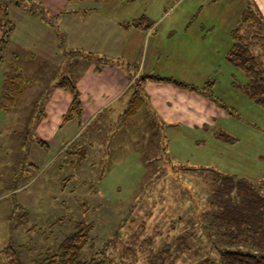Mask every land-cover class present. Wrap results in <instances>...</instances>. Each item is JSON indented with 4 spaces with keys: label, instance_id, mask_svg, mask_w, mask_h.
I'll use <instances>...</instances> for the list:
<instances>
[{
    "label": "rangeland",
    "instance_id": "obj_1",
    "mask_svg": "<svg viewBox=\"0 0 264 264\" xmlns=\"http://www.w3.org/2000/svg\"><path fill=\"white\" fill-rule=\"evenodd\" d=\"M71 1L106 2L110 13L137 27L131 72L208 87L205 108L214 110L167 127L149 108L121 122L126 106L119 102L60 153L50 141L45 151L33 141L44 89L59 69L10 43L0 63V264L8 263L1 253L8 246L24 264L35 263L79 224L91 225L85 256L104 253L110 264L218 259L219 237L204 226L217 211L214 174L264 178V109L237 87L247 79L227 60L231 32L252 0ZM47 2L26 6L51 15ZM24 60L34 75H24ZM17 74L20 91H8L7 78ZM134 125L139 131L126 136Z\"/></svg>",
    "mask_w": 264,
    "mask_h": 264
},
{
    "label": "crops",
    "instance_id": "obj_2",
    "mask_svg": "<svg viewBox=\"0 0 264 264\" xmlns=\"http://www.w3.org/2000/svg\"><path fill=\"white\" fill-rule=\"evenodd\" d=\"M48 1L50 4H45L49 5V10L52 11L49 16L56 19L65 34L64 49L81 52L83 56H68L64 53L59 48L53 29L38 17L31 15L25 7H17L11 3L8 7V18L14 25L10 43L18 46L24 56H35L40 59V63H49L59 69L54 83L44 89L46 96L35 135L47 143L48 150L50 141L60 153L65 149L62 144L69 146L79 131L82 134V131L87 130L103 112L112 111V107L119 105V102L126 106L124 114L132 99L135 82L143 74L131 72V66L135 67L136 63L134 48L137 42L135 41L133 46H129V43L133 41L137 27L110 13L106 9V2L53 0L55 2L51 4L50 0ZM252 4L264 20V0H252ZM24 63V75H34L35 69L25 60ZM66 77L75 82L80 93L82 114L79 119L63 123V116L69 109L72 97L59 88L57 83ZM142 90L146 104L133 118L123 119L120 115L121 122H133L140 118L143 109L149 108L169 127L174 126L178 119L190 120L203 112L214 110L205 108L208 103L203 94L184 91L170 84L148 82L142 86ZM173 96L179 100L171 99ZM186 113L188 116L183 117ZM137 130L139 131V128L134 125L125 131V135L132 136ZM33 142L36 143L35 140Z\"/></svg>",
    "mask_w": 264,
    "mask_h": 264
},
{
    "label": "trees",
    "instance_id": "obj_3",
    "mask_svg": "<svg viewBox=\"0 0 264 264\" xmlns=\"http://www.w3.org/2000/svg\"><path fill=\"white\" fill-rule=\"evenodd\" d=\"M11 3L17 7H25L31 15L38 17L51 27L57 36L59 48L68 56L77 54L83 56L81 52L64 49L65 34L56 19L47 15L43 9L38 11L39 9L34 7L36 4L27 7L26 0H0V63L4 60V51L9 46L14 31V25L8 18V7ZM253 6L249 5L245 9L239 25L231 32L232 45L227 60L231 65L242 70L247 79L245 84L237 85V87L252 102L264 109V20ZM13 56L17 57V55ZM84 57L88 56L84 55ZM19 78L18 74L11 80L7 78L11 86L7 88L8 91L12 87L17 92L20 91ZM16 79L17 82H14L13 80ZM148 82L170 84L184 91L211 97L208 87L199 90L193 85L172 78L143 75L135 82V90L127 110L122 115L123 119L133 118L144 107L146 98L142 86ZM208 85L212 84L208 83ZM57 86L72 97L62 122L79 119L82 114V103L75 82L69 77L61 78ZM6 99L13 105L12 95H6ZM35 141L42 149L48 150L44 140L35 138ZM214 175L211 185L216 186L217 190L213 195L212 203L216 204L217 211L211 217V223L204 226L210 232L211 238L219 237V243H215L218 259L203 258L196 264H264V178L257 183H252L225 174L215 173ZM90 230L91 225L79 224L53 252L45 253L33 264H110L104 253L85 256ZM1 253L8 259V263L4 264H24L18 252L11 246ZM163 260V256H159L153 264H159L160 261L163 263Z\"/></svg>",
    "mask_w": 264,
    "mask_h": 264
}]
</instances>
